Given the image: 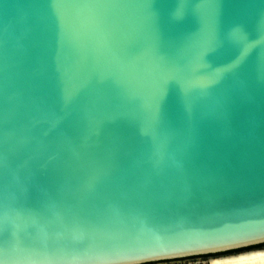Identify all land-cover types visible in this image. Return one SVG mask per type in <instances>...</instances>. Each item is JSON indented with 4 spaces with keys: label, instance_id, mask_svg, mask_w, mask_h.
<instances>
[{
    "label": "water",
    "instance_id": "95a60500",
    "mask_svg": "<svg viewBox=\"0 0 264 264\" xmlns=\"http://www.w3.org/2000/svg\"><path fill=\"white\" fill-rule=\"evenodd\" d=\"M261 245L264 0H0V264Z\"/></svg>",
    "mask_w": 264,
    "mask_h": 264
},
{
    "label": "bare ground",
    "instance_id": "6f19581e",
    "mask_svg": "<svg viewBox=\"0 0 264 264\" xmlns=\"http://www.w3.org/2000/svg\"><path fill=\"white\" fill-rule=\"evenodd\" d=\"M195 264H264V250L209 259L208 262Z\"/></svg>",
    "mask_w": 264,
    "mask_h": 264
},
{
    "label": "rangeland",
    "instance_id": "374dc122",
    "mask_svg": "<svg viewBox=\"0 0 264 264\" xmlns=\"http://www.w3.org/2000/svg\"><path fill=\"white\" fill-rule=\"evenodd\" d=\"M234 254H238V253H234ZM227 255H218V256H215L213 258H220L222 256H227ZM206 259H208V258L206 257V258H203V259H194V260H189V261H169V262H162V263H157V264H190V263L191 264H195L194 262H197V261H200V260H206Z\"/></svg>",
    "mask_w": 264,
    "mask_h": 264
},
{
    "label": "flooded vegetation",
    "instance_id": "af4514ba",
    "mask_svg": "<svg viewBox=\"0 0 264 264\" xmlns=\"http://www.w3.org/2000/svg\"><path fill=\"white\" fill-rule=\"evenodd\" d=\"M262 249H264V245L257 246V247H252V248H249V249L240 250V251H236V252H230V253H227V254L242 253V252H247V251H251V250H262ZM227 254H225V255H227Z\"/></svg>",
    "mask_w": 264,
    "mask_h": 264
}]
</instances>
